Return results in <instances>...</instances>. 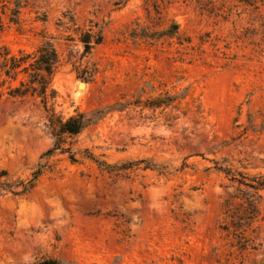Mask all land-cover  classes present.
Listing matches in <instances>:
<instances>
[{"label": "rangeland", "instance_id": "obj_1", "mask_svg": "<svg viewBox=\"0 0 264 264\" xmlns=\"http://www.w3.org/2000/svg\"><path fill=\"white\" fill-rule=\"evenodd\" d=\"M0 15V50L54 42L63 117L130 102L70 139L77 162L57 151L32 190L0 194V264H264V188L239 182L264 177L263 0H0ZM85 33L101 35L89 52ZM9 85L0 174L28 179L54 138L40 97Z\"/></svg>", "mask_w": 264, "mask_h": 264}, {"label": "trees", "instance_id": "obj_2", "mask_svg": "<svg viewBox=\"0 0 264 264\" xmlns=\"http://www.w3.org/2000/svg\"><path fill=\"white\" fill-rule=\"evenodd\" d=\"M249 4L255 3L256 0H239ZM264 1V0H263ZM4 12V11H3ZM18 7L12 8L8 15L9 21L18 22ZM7 14V13H5ZM4 25V18L0 15V27ZM178 29L177 23H174L170 29V34H174ZM82 41L85 46V52H89L94 43H100L101 35L98 34L94 41L88 33L83 35ZM59 53L54 44L49 39H44L34 51L20 50L18 53H12L8 48L3 47L0 50V86L9 79L8 86L11 94L25 95L31 94L40 97L44 109L47 111L48 126L54 138L53 145L44 151L37 166L31 172L28 179L13 180L7 171L0 174V194L4 193H26L32 190L37 184L43 173L49 168L50 159L56 154L67 153L72 162H77L76 152L72 149L73 137L81 134L88 126L95 124L104 117L110 110L124 109L130 102H117L109 107H99L88 111H79L68 117H63L55 109L57 90L53 86L54 75L59 65ZM22 74V78L18 76ZM18 79V84H12ZM165 103H167L165 101ZM162 103H157L161 105ZM168 104V103H167ZM86 157L97 162L99 166L112 169L114 165L100 159L89 149L84 150ZM146 167L152 164L147 160ZM225 173L230 174V169L219 167ZM5 177L4 179H1ZM235 178V177H232ZM240 183L251 186L255 189L264 188V177L256 179V183L249 184L243 181ZM37 264H71L57 258H49L40 261Z\"/></svg>", "mask_w": 264, "mask_h": 264}, {"label": "bare ground", "instance_id": "obj_3", "mask_svg": "<svg viewBox=\"0 0 264 264\" xmlns=\"http://www.w3.org/2000/svg\"><path fill=\"white\" fill-rule=\"evenodd\" d=\"M81 86L84 87V84H83V83H80V87H81Z\"/></svg>", "mask_w": 264, "mask_h": 264}]
</instances>
